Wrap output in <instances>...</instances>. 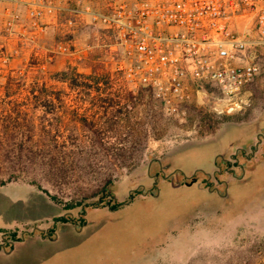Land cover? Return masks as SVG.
<instances>
[{"label": "rangeland", "instance_id": "obj_1", "mask_svg": "<svg viewBox=\"0 0 264 264\" xmlns=\"http://www.w3.org/2000/svg\"><path fill=\"white\" fill-rule=\"evenodd\" d=\"M111 13L0 0V264H264V43L246 36L259 72L242 104L205 84L168 113L117 69L122 31L93 20Z\"/></svg>", "mask_w": 264, "mask_h": 264}, {"label": "built area", "instance_id": "obj_2", "mask_svg": "<svg viewBox=\"0 0 264 264\" xmlns=\"http://www.w3.org/2000/svg\"><path fill=\"white\" fill-rule=\"evenodd\" d=\"M105 1L112 13L94 15L93 20L122 31L126 48L117 69L132 88L151 91L168 113L176 112L189 90L205 84L233 106L244 102L243 89L259 67L247 56L248 35L235 29L224 1ZM241 5L251 14L257 41L264 43V0H241ZM46 10L50 13L51 7ZM30 14L37 18L41 12ZM57 48L65 50L63 45Z\"/></svg>", "mask_w": 264, "mask_h": 264}, {"label": "crops", "instance_id": "obj_3", "mask_svg": "<svg viewBox=\"0 0 264 264\" xmlns=\"http://www.w3.org/2000/svg\"><path fill=\"white\" fill-rule=\"evenodd\" d=\"M234 26H235V29L236 30H238L239 32H242V33H245L246 35H248L249 37H254L255 36V33L253 32V30H252V28L250 27V26H247V27H245L246 26V24H244V22H242V21H238V22H235L234 24H233ZM242 98L245 100V92H244V89H243V93H242ZM253 121H249V122H239L238 124H241V125H248V126H251L250 127V129H249V137L247 138V140L249 141L248 143H247V145L246 146H249V145H251L253 142H254V140H255V138H256V136L258 135V130H257V128L254 126V125H252L253 123H252ZM36 197H38V198H40L41 200H43L41 197H39V196H37L35 193H33ZM8 194H4L3 196H2V198H3V200H9V204H12V205H14L15 204V202H12L13 200H11L8 196H7ZM44 203H45V201H43ZM8 203L6 204V206L7 205H9ZM48 207H50L47 203H45ZM50 208H52V207H50ZM53 214H54V212L53 213H51L50 215H49V217H53ZM48 218V217H47ZM47 218H45V219H47ZM34 231H39V230H34ZM29 235V234H28ZM30 235H32V237L30 236ZM29 236H27V237H29L28 239H30V241H44V240H47L48 242H53V239H45V238H42V237H38L37 235H34V234H30Z\"/></svg>", "mask_w": 264, "mask_h": 264}, {"label": "trees", "instance_id": "obj_4", "mask_svg": "<svg viewBox=\"0 0 264 264\" xmlns=\"http://www.w3.org/2000/svg\"><path fill=\"white\" fill-rule=\"evenodd\" d=\"M1 51V50H0ZM2 52V51H1ZM24 74H20V73H18V72H16V73H8V75H6V80H7V82L8 83H11V82H14L15 80H23L24 78ZM13 80V81H12ZM198 87H200V86H198ZM227 122H228V120H227ZM234 123V122H233ZM218 159H220L221 160V158H218ZM181 172V171H180ZM183 173V172H182ZM185 174V173H184Z\"/></svg>", "mask_w": 264, "mask_h": 264}]
</instances>
